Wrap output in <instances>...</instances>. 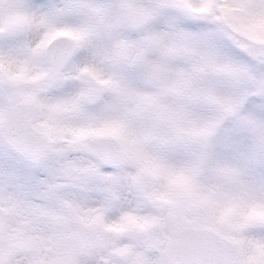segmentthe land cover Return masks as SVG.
<instances>
[{
	"label": "snow or ice",
	"instance_id": "6c2138e0",
	"mask_svg": "<svg viewBox=\"0 0 264 264\" xmlns=\"http://www.w3.org/2000/svg\"><path fill=\"white\" fill-rule=\"evenodd\" d=\"M0 264H264V0H0Z\"/></svg>",
	"mask_w": 264,
	"mask_h": 264
}]
</instances>
